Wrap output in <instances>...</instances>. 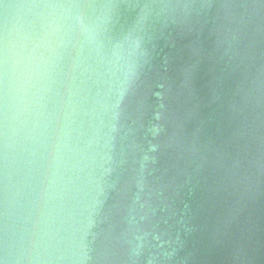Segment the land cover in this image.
I'll list each match as a JSON object with an SVG mask.
<instances>
[{"label": "clouds", "instance_id": "obj_1", "mask_svg": "<svg viewBox=\"0 0 264 264\" xmlns=\"http://www.w3.org/2000/svg\"><path fill=\"white\" fill-rule=\"evenodd\" d=\"M0 15V178L6 208L25 154L36 170L26 218L11 231L6 224L0 237V264H198L195 217L175 208L187 168L181 169L180 158L169 163L173 153L188 162L197 155L173 108L182 103L191 113L196 64L186 62L176 81L161 86L155 106L147 103V74L164 49L168 63L171 49L198 37L209 21L216 59L235 77L228 111L236 122L238 152L226 171L233 204L224 261L264 264V236L258 247L249 215L251 202L264 191V0H0ZM81 57L95 66L102 85L91 109L99 125L75 151L65 179L61 112ZM134 97L135 129L128 124ZM58 173L53 215L45 211L52 187L46 180ZM114 175L123 178L129 195L117 219L103 228Z\"/></svg>", "mask_w": 264, "mask_h": 264}, {"label": "water", "instance_id": "obj_2", "mask_svg": "<svg viewBox=\"0 0 264 264\" xmlns=\"http://www.w3.org/2000/svg\"><path fill=\"white\" fill-rule=\"evenodd\" d=\"M20 2V0H10ZM3 17L0 15V26ZM212 22L209 21L205 30L199 36H192L180 45L171 49V59L164 62V49L153 62L148 71L147 82L152 86V94L148 96L147 103L158 104L155 93L162 91V85L167 86L177 80L179 69L186 62L196 64L191 81L192 111L185 113L182 103H173L182 120V134L187 141H195L197 155L193 162L181 158L182 153H173L169 163H175L180 158L181 169L187 168L185 183L179 190L175 208L185 217H195L197 238L194 246L197 250L198 264H225L224 249L231 236V230L226 227L230 219L232 198L226 186V171L233 163L238 152L234 142L233 132L236 122L231 119L228 103L232 99L235 88V77L229 73L224 61L216 59L215 36L211 34ZM190 44V47L184 45ZM75 58V53H73ZM81 57L79 67L72 73V79L66 85L65 105L61 112L60 124L67 134V148L62 155L67 158V165L63 163L60 172L64 178L72 174L71 167L75 160V151L83 146L93 135L94 127L99 120L92 113V100L97 90H102L95 74V66ZM128 124L135 129L132 122L138 119V99L133 98L128 105ZM59 126L57 131H59ZM55 139V133L53 134ZM31 158L25 154L20 162L15 186L10 189L7 208L5 207L4 189L0 178V237L3 235L5 225L9 231L22 225L27 216L31 201L32 189L35 185L36 170ZM166 159H169L166 157ZM67 169V170H66ZM54 169H49L51 173ZM116 181L115 188L107 190L108 198L104 201L103 210L106 219L101 227L106 228L109 223L118 217L119 207L128 199V193L122 187L123 178ZM59 173L56 176L48 175L47 183L52 187L48 189L49 201L45 209L54 215V206L57 202V189ZM249 215L253 227L254 237L259 247L261 237L264 236V191L256 194L251 202Z\"/></svg>", "mask_w": 264, "mask_h": 264}]
</instances>
